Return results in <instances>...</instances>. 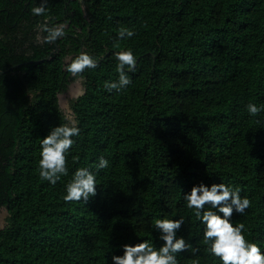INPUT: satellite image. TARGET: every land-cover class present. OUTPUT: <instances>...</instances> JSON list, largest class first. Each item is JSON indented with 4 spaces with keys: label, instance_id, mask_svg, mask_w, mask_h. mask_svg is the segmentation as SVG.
I'll list each match as a JSON object with an SVG mask.
<instances>
[{
    "label": "trees",
    "instance_id": "1",
    "mask_svg": "<svg viewBox=\"0 0 264 264\" xmlns=\"http://www.w3.org/2000/svg\"><path fill=\"white\" fill-rule=\"evenodd\" d=\"M31 6L0 0V208L8 213L0 264H112L122 244L159 246L150 228L158 216L184 217L178 264H220L183 200L201 181L239 185L250 204L233 223L264 250V110L244 109L249 101L264 109V0H48L39 17ZM69 21L73 36L43 41L40 25ZM120 28L134 36L116 39ZM128 47L132 82L107 91L103 82L117 78L112 54ZM81 49L97 66L74 76L65 58ZM76 78L85 90L71 104L80 134L67 173L50 185L38 176L39 138L67 122L58 96ZM98 155L109 164L97 171L95 194L64 201L74 168L94 167Z\"/></svg>",
    "mask_w": 264,
    "mask_h": 264
},
{
    "label": "clouds",
    "instance_id": "2",
    "mask_svg": "<svg viewBox=\"0 0 264 264\" xmlns=\"http://www.w3.org/2000/svg\"><path fill=\"white\" fill-rule=\"evenodd\" d=\"M48 0H32L29 11L34 16H41L47 12ZM66 22L52 26L40 25L45 35L44 42H52L65 35ZM134 36L131 28H120L116 32V39H128ZM39 33L37 39L40 40ZM112 55L115 57V80H105L103 87L107 91L120 92L131 84L129 73L135 70L137 58L132 48H121ZM97 61L86 50L66 57L65 70L74 76L82 74L88 68H95ZM82 94V90L80 92ZM245 111L250 116H256L262 106L247 102ZM256 123H261L256 120ZM80 134L77 121L68 119L65 123L50 126L46 135L39 138V159L37 161L38 176L41 180L54 185L67 173L66 156L74 137ZM109 161L103 155L95 158L94 167L89 165L77 166L63 185L62 199L64 201H87L95 194L97 171L108 166ZM239 185L232 183H210L203 181L193 184L183 192L185 206L191 209L202 225V240L206 251L218 258L220 264H264V250L253 240L246 239L247 229L243 223H233V213L244 215L249 207V198L242 196ZM184 217L169 218L166 216L153 217L150 228L157 231L156 239L161 243L157 247L149 240H140L135 244H122V253L112 254V264H178L176 253L188 247L185 238L178 234ZM195 251V249H194Z\"/></svg>",
    "mask_w": 264,
    "mask_h": 264
},
{
    "label": "rangeland",
    "instance_id": "3",
    "mask_svg": "<svg viewBox=\"0 0 264 264\" xmlns=\"http://www.w3.org/2000/svg\"><path fill=\"white\" fill-rule=\"evenodd\" d=\"M70 91L61 92L59 94L60 100V108L64 113L65 117L68 119H74L73 111H72V101L76 99V97L80 94L81 90H84V80L82 78H76L72 85L68 88ZM8 213L7 210L3 207L0 208V229L5 227L7 223Z\"/></svg>",
    "mask_w": 264,
    "mask_h": 264
},
{
    "label": "flooded vegetation",
    "instance_id": "4",
    "mask_svg": "<svg viewBox=\"0 0 264 264\" xmlns=\"http://www.w3.org/2000/svg\"><path fill=\"white\" fill-rule=\"evenodd\" d=\"M2 12H3V11H0V16H1V18L3 17V16H2ZM1 18H0V19H1ZM70 22H71V21L66 22V27H65V35H66V36H73V33H72V32H70V31H66V30H71V31H73L72 26H70ZM73 27H74V26H73ZM62 37H63V36H62ZM71 56H74V54H71V55H69L68 57H71ZM65 62H66V58H65ZM71 85H72V83H70V84L68 85V88H69ZM68 88H67L66 90H64L65 93L68 92V91H70Z\"/></svg>",
    "mask_w": 264,
    "mask_h": 264
},
{
    "label": "water",
    "instance_id": "5",
    "mask_svg": "<svg viewBox=\"0 0 264 264\" xmlns=\"http://www.w3.org/2000/svg\"><path fill=\"white\" fill-rule=\"evenodd\" d=\"M83 50V49H81ZM109 54V53H107ZM34 61H30L29 63H33ZM35 62H39V60H36ZM1 71V70H0ZM1 72H5V71H1ZM85 92V90H83L82 94ZM82 94H79L76 98H78L79 96H81ZM59 97V96H58ZM59 105H60V100H59Z\"/></svg>",
    "mask_w": 264,
    "mask_h": 264
}]
</instances>
